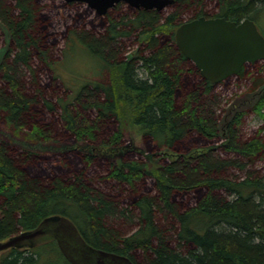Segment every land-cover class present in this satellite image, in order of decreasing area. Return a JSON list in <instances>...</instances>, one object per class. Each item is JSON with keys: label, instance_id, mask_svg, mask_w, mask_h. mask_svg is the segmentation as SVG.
Listing matches in <instances>:
<instances>
[{"label": "trees", "instance_id": "obj_1", "mask_svg": "<svg viewBox=\"0 0 264 264\" xmlns=\"http://www.w3.org/2000/svg\"><path fill=\"white\" fill-rule=\"evenodd\" d=\"M47 8L54 5L0 0V23L11 33L0 63V126L36 143L74 147L41 152L0 140V242L59 216L89 245L135 264H264V177L254 169L264 161V138L244 132L250 111L264 118V95L236 113L223 142L230 102L220 86L232 79L206 80L175 38L200 17L249 19L264 35V0H175L168 13L120 3L94 16L91 29L68 26L63 63ZM134 38L140 48L128 60L124 42ZM77 48L101 72L74 88L59 67ZM263 76L264 61L236 78L251 80L254 93ZM129 129L158 164L138 151L117 159L98 153L123 148ZM202 148L211 149L193 155ZM0 264L71 263L52 241L4 252Z\"/></svg>", "mask_w": 264, "mask_h": 264}, {"label": "water", "instance_id": "obj_2", "mask_svg": "<svg viewBox=\"0 0 264 264\" xmlns=\"http://www.w3.org/2000/svg\"><path fill=\"white\" fill-rule=\"evenodd\" d=\"M83 3L99 16L125 3L134 9L163 12L175 0H65ZM178 49L208 81L220 84L238 76L245 65L264 61V35L249 19L239 23L226 18L200 17L183 23L175 33ZM56 241L71 264H135L128 256L89 245L66 217H50L34 231L21 232L0 242V254L11 249H32Z\"/></svg>", "mask_w": 264, "mask_h": 264}, {"label": "rangeland", "instance_id": "obj_3", "mask_svg": "<svg viewBox=\"0 0 264 264\" xmlns=\"http://www.w3.org/2000/svg\"><path fill=\"white\" fill-rule=\"evenodd\" d=\"M40 3L54 5V8H47L46 12L49 13L53 19V31L56 34L59 43L58 48L60 49L56 51V56H58L60 62L63 63L66 57L63 55V52H61V49L64 46H66L65 44L68 37V33H67L68 26L72 25V28L73 27L82 28L83 26H85V24H88L89 21H91L94 18V16L98 14L94 10L90 9L86 4L78 3V2L77 3L75 2L76 5L74 7L68 6L65 0H40ZM121 8L125 9V5ZM169 11L170 9L168 8L164 12L168 13ZM86 28L91 29L89 24L87 25ZM259 29L260 31L262 30L261 27H259ZM261 32L263 33V30ZM135 40L136 39L134 38L132 40H126L124 42V45L126 46L125 57L128 60L133 59L136 56L137 52L139 51L140 44L135 42ZM10 42H11V33L9 32L8 28L5 25L0 23V63L3 62L9 50ZM82 49L77 48L73 52H71L69 54L70 58L67 61L68 64L65 65V67H62V65L60 66L61 68L59 67V71L60 73H62L63 78L65 79L64 82L66 83L72 82L71 85L72 86L74 85L75 86L74 88H77L78 86L82 85L81 82L83 79H88V78L94 79L95 77H97V75H95L94 73L101 72L100 62L97 65L96 60L90 59L87 52L85 50L81 51ZM75 71L80 73V75L78 76L80 77L79 78L80 81L78 82L72 81L73 79L76 78V74L73 73ZM47 75H50V72H47ZM231 79L232 81L228 84V86H220V91L223 93V98L225 100V103L230 102L226 106L227 112L224 114L223 119L220 123L221 137L223 139V142L225 141L224 130L227 124H229L230 121H232L236 113L241 111L252 110L264 95V87H261L259 90H257L254 93L249 92V89L253 84L252 81L249 79L240 80L236 78V76L232 77ZM257 131H261V136L264 138V118L259 116L257 113L250 111L245 122L244 132L246 133L247 136H252ZM126 138H127V143L123 148L111 149V150L100 149L98 150L99 151L98 153L110 159H117L126 155L130 151H138L142 155H144L145 158L151 164L159 163V160L161 158H156L155 155L149 154V152L146 150L143 144L142 136L139 134L138 131L129 129L126 134ZM2 139H7L11 141L13 144L20 146L22 148L33 149L41 152L43 151L56 152L60 150H69L70 149L69 147H74L68 144H62V146L60 147H54L52 145L50 146L42 143L41 144L36 143L33 140H29L26 138L24 139V136L10 133L9 131H6L5 128L0 126V140ZM218 147L219 146H215L213 148L216 149ZM84 149L89 152H93V149L87 146H84ZM209 149L211 148L199 149L198 151H195L193 155L198 156L199 154L207 152ZM168 153L171 154L170 152ZM168 157L171 160L176 159L172 155H169ZM254 169L259 171L260 175L264 177V161L257 163L254 166ZM2 254H0V259L2 257Z\"/></svg>", "mask_w": 264, "mask_h": 264}]
</instances>
